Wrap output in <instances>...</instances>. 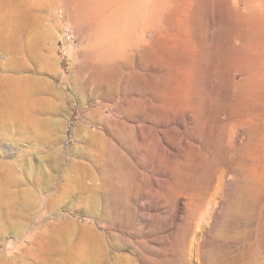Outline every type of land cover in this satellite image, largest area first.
I'll return each mask as SVG.
<instances>
[{
  "label": "rangeland",
  "instance_id": "374dc122",
  "mask_svg": "<svg viewBox=\"0 0 264 264\" xmlns=\"http://www.w3.org/2000/svg\"><path fill=\"white\" fill-rule=\"evenodd\" d=\"M34 1L0 0V264H264V0Z\"/></svg>",
  "mask_w": 264,
  "mask_h": 264
},
{
  "label": "built area",
  "instance_id": "2783aa9c",
  "mask_svg": "<svg viewBox=\"0 0 264 264\" xmlns=\"http://www.w3.org/2000/svg\"><path fill=\"white\" fill-rule=\"evenodd\" d=\"M66 40H67L68 42L72 41V40H73V35H72L71 33H67V35H66Z\"/></svg>",
  "mask_w": 264,
  "mask_h": 264
},
{
  "label": "bare ground",
  "instance_id": "6f19581e",
  "mask_svg": "<svg viewBox=\"0 0 264 264\" xmlns=\"http://www.w3.org/2000/svg\"><path fill=\"white\" fill-rule=\"evenodd\" d=\"M33 1H34V0H33ZM33 3H35V1H34ZM29 4H30V3H29ZM46 5H47V4H46ZM46 5H45V6H46ZM34 6H35V4H34ZM28 7H29V6H28ZM31 8H32V7H31ZM35 9H37V8H35ZM35 9H34V10H35ZM41 9H43V8H41ZM43 10H44V9H43ZM37 11H38V10H36V12H37ZM34 12H35V11H34ZM36 12H35V13H36ZM32 13H33V12H32ZM38 14H39V13H38ZM38 14H37V15H38ZM35 16H36V14H35ZM38 16H39V15H38ZM33 17H34V16H33ZM36 18H37V16H36ZM37 19H39V18H37Z\"/></svg>",
  "mask_w": 264,
  "mask_h": 264
}]
</instances>
